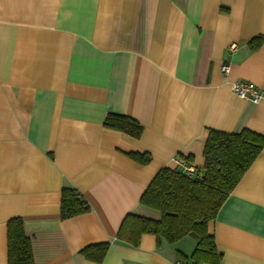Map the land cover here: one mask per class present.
Returning <instances> with one entry per match:
<instances>
[{
    "label": "crops",
    "instance_id": "0c3cea01",
    "mask_svg": "<svg viewBox=\"0 0 264 264\" xmlns=\"http://www.w3.org/2000/svg\"><path fill=\"white\" fill-rule=\"evenodd\" d=\"M258 37L264 0H0V264L13 218L33 264L189 258L190 237L170 245L143 234L132 246L117 232L127 215L160 220L141 195L162 168L182 172L177 158L201 170L210 130L264 136V97L232 91L246 81L264 93V40L250 47ZM109 113L139 123L140 137L105 128ZM63 189L89 212L61 220ZM207 231L219 264H264V150ZM103 243L100 262L81 253Z\"/></svg>",
    "mask_w": 264,
    "mask_h": 264
},
{
    "label": "trees",
    "instance_id": "16d2710c",
    "mask_svg": "<svg viewBox=\"0 0 264 264\" xmlns=\"http://www.w3.org/2000/svg\"><path fill=\"white\" fill-rule=\"evenodd\" d=\"M261 37L251 41L252 50L258 49ZM103 126L138 138L142 126L128 116L109 113ZM264 150V136L248 129L239 133L210 130L203 150L204 164L188 178L182 172L162 168L157 172L144 193L140 204L160 213V220L153 221L127 215L117 232V238L137 246L143 234L164 239L175 244L185 237L195 241V249L189 258L192 264H219L213 236L208 234V224L213 221L241 178ZM136 162L145 164L147 154H130ZM189 161V159H186ZM85 198L74 189H63L60 200V219L66 220L89 212ZM7 264H33L30 239L25 235L21 218L7 221ZM108 245H90L81 250L89 260L100 262ZM181 257V255H180Z\"/></svg>",
    "mask_w": 264,
    "mask_h": 264
},
{
    "label": "built area",
    "instance_id": "2783aa9c",
    "mask_svg": "<svg viewBox=\"0 0 264 264\" xmlns=\"http://www.w3.org/2000/svg\"><path fill=\"white\" fill-rule=\"evenodd\" d=\"M229 49L231 51H235L237 49L236 44L230 45ZM229 70V67L226 65H223L221 67V72L223 74H227ZM232 91L233 93L244 100L252 101L253 103H257L260 101L262 97H264V93H262L253 83L246 82V81H235L232 84ZM177 164L182 166V173L188 177L193 178L195 177V170L188 165L184 159L177 158L176 159ZM176 264H187V263H176Z\"/></svg>",
    "mask_w": 264,
    "mask_h": 264
}]
</instances>
